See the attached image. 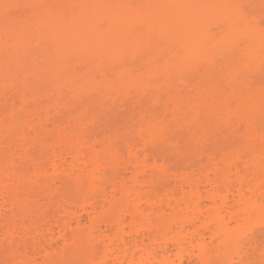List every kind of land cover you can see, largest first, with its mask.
Wrapping results in <instances>:
<instances>
[{
  "label": "bare ground",
  "instance_id": "6f19581e",
  "mask_svg": "<svg viewBox=\"0 0 264 264\" xmlns=\"http://www.w3.org/2000/svg\"><path fill=\"white\" fill-rule=\"evenodd\" d=\"M260 4L0 0V235L82 234L51 261L40 231L36 264H264Z\"/></svg>",
  "mask_w": 264,
  "mask_h": 264
},
{
  "label": "rangeland",
  "instance_id": "374dc122",
  "mask_svg": "<svg viewBox=\"0 0 264 264\" xmlns=\"http://www.w3.org/2000/svg\"><path fill=\"white\" fill-rule=\"evenodd\" d=\"M124 122L126 121V118H125V120H123ZM122 121V119L120 120V123L121 124H123V126L125 125L124 124V122ZM120 124V125H121ZM121 127H122V125H121ZM187 144V148H188V151H186L185 152V154L188 156V157H190L191 159H190V161L189 162H191L192 164H194L192 161H194L195 162V164H196V162H197V159L199 158V156L201 157V150H199V146H196V144L194 143V141L193 140H191V139H187L186 140V142H185V145ZM218 145H220L219 147H216L215 148V150L216 149H218V148H221L222 149V147L224 148V146L225 145H223V143L221 144H218ZM223 145V146H222ZM213 146V145H212ZM214 147H215V144H214ZM227 148V147H226ZM225 148V149H226ZM228 149H229V147H228ZM213 150H214V148H213ZM198 152L200 153V155L198 154ZM166 155H168L169 156V158L171 157V159H172V163L174 164V165H176V164H178V163H180L182 160H183V158H184V156L183 155H181V154H179V153H176V152H166ZM199 155V156H198ZM11 227L13 226V225H10ZM7 227L8 226H6L5 228H4V235L2 236V234L0 235V245L2 246V249L4 250H0V264H16L17 262H18V264H25V263H27V264H36V262L34 261V260H32V258L33 259H36V261H38V263H39V261L40 262H42V260H44V258L43 257H45V253H42V254H36V256L37 257H34L33 255H35V253L34 254H32L34 251V244L36 243H38L37 241H38V237H41L40 235H42L43 236V238L45 237V238H48V239H43V238H40V240H39V243H40V241L41 242H44L43 240H46V241H49L50 243H51V240H53L52 241V243H53V245L56 247V249H58V251L56 250V252H53V255H52V259L50 258V260L52 261H57L56 260V258H57V256L56 255H59V253H57V252H59V250L61 251V248H60V246H62V242H64V241H66V243L67 244H70V241L71 240H74L75 238L72 236V232L73 231H71V229H70V231H67V229L66 230H63L62 231V233H64V234H62L61 232H60V229H58V227L57 226H55V225H53L52 227H50V230L53 228L54 229V234L52 235V234H50L49 235V232H48V230H47V232H46V229H48V227L49 226H47L46 224H42L41 226H39L38 227V230H37V232L39 231V233H40V231H41V234L39 235V233L37 234V236H36V233H35V230H36V228H32L31 229V227H30V229H29V231L30 232H28V233H32L31 235L30 234H28V235H30V236H28L27 234H26V231H27V229L28 228H26V230L25 229H21V230H18V228H19V226L17 227H15V226H13V227H15L14 228V230H13V228L11 229L10 227H8V229H7ZM22 226H20V228H21ZM11 230H10V229ZM17 228V229H16ZM34 229V230H33ZM42 229H43V231H42ZM10 230V231H9ZM24 230H25V232H24ZM58 230H59V232H60V234H61V236L63 235L66 239L63 241V239H62V237L59 235V232H58ZM12 231V232H11ZM23 231V234H24V236H23V234L21 235V232ZM45 231V232H44ZM43 232V233H42ZM69 232V233H68ZM44 233H45V236H44ZM48 233V234H47ZM74 233V232H73ZM112 233V234H111ZM75 234V233H74ZM73 234V235H74ZM106 234H108V232L106 233ZM115 233L113 232V231H111L109 234H108V237H105L104 239L106 240V242H108V241H113V243H116L117 241L115 240H112V239H114V235ZM67 235V236H66ZM76 235V234H75ZM74 235V236H75ZM80 235H82V234H79V235H77L79 238H82ZM28 236V237H27ZM32 236V237H31ZM52 236V237H51ZM69 236H71V237H69ZM76 236V239L77 240H79L78 239V237ZM26 237V238H25ZM35 237V238H34ZM60 237V238H59ZM104 237V236H103ZM112 239H111V238ZM32 238H34L33 240H32ZM49 238H52L51 240L49 239ZM58 238V239H57ZM74 238V239H73ZM110 240H109V239ZM12 239H15V242H14V240H13V244H12V241H10V240H12ZM19 239H21L22 241H23V243L21 242V240L19 241ZM36 239V240H35ZM43 239V240H42ZM57 239V240H56ZM75 239V240H76ZM5 240H7L8 242L6 243V241L4 242ZM19 241V242H16V241ZM26 240V241H25ZM30 240H32V243H31V241ZM60 240V241H59ZM76 240V241H77ZM25 241V242H24ZM27 241H29V242H27ZM36 241V242H35ZM56 241H57V243H56ZM110 241V242H111ZM35 242V243H34ZM48 242V243H49ZM109 242V243H110ZM56 243V244H55ZM73 243V242H72ZM108 243V244H109ZM8 244H12V246H9ZM17 244V245H16ZM32 244L34 245L33 247H32ZM64 244H65V242H64ZM16 245V246H15ZM38 245V244H37ZM36 245V247H38ZM40 245V244H39ZM24 248V250H26V251H24L23 250V248ZM26 246V247H25ZM57 246H59V247H57ZM12 249H11V248ZM15 247H17L18 249H15ZM29 247V248H28ZM31 247V248H30ZM14 249V250H13ZM28 249V250H27ZM13 250V251H12ZM17 250V251H16ZM18 250H19V252H18ZM21 250V251H20ZM2 251H3V253H2ZM12 252V253H11ZM18 254H17V253ZM32 252V253H31ZM1 253H2V256H1ZM9 253V254H8ZM16 253V255H14V254ZM19 253H20V255H19ZM10 254H12L11 256H10ZM25 254V255H24ZM28 254H30V256L28 255ZM5 255V256H4ZM38 255L40 256V257H38ZM42 255V256H41ZM8 256V257H7ZM19 256V257H18ZM33 256V257H32ZM30 257H32V258H30ZM98 257H100V256H98ZM98 257H95V259L96 258H98ZM20 258H21V260H20ZM25 258H27L28 260H26ZM43 258V259H42ZM46 259V258H45ZM48 259V258H47ZM99 259V258H98ZM98 259H96V260H98ZM25 260V261H24ZM32 260V261H31ZM50 260H48L49 262H50ZM59 260V259H58ZM237 259H235V262H238V260L236 261ZM31 261V262H30ZM45 261V260H44ZM48 261L47 262H45V263H48ZM98 262V261H97ZM43 264V263H42Z\"/></svg>",
  "mask_w": 264,
  "mask_h": 264
},
{
  "label": "snow or ice",
  "instance_id": "6c2138e0",
  "mask_svg": "<svg viewBox=\"0 0 264 264\" xmlns=\"http://www.w3.org/2000/svg\"><path fill=\"white\" fill-rule=\"evenodd\" d=\"M5 7L11 8L13 6L5 5ZM233 7L237 9L241 20L246 19V16H251L254 14L249 10L250 8H252L254 6L237 4V5H234ZM259 14H260V28H261L262 35H264V0H261L260 13ZM249 23H251V22H249ZM245 43H246V40L243 38H240L238 46L242 47ZM260 227L262 229H264V218H262V220H261Z\"/></svg>",
  "mask_w": 264,
  "mask_h": 264
}]
</instances>
